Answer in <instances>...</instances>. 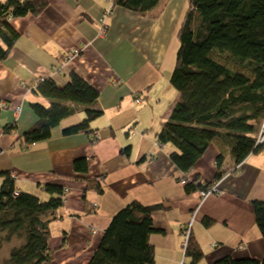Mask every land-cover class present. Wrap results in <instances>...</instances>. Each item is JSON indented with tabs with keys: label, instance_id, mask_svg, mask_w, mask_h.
<instances>
[{
	"label": "crops",
	"instance_id": "obj_1",
	"mask_svg": "<svg viewBox=\"0 0 264 264\" xmlns=\"http://www.w3.org/2000/svg\"><path fill=\"white\" fill-rule=\"evenodd\" d=\"M47 1L42 13L12 21L21 35L0 61V100L7 103L0 112V170L11 171L22 191L41 196L46 183L69 191L50 223L47 264H87L113 216L134 200L164 205L152 215L164 231L150 236L155 264H192L184 248L187 228L204 251L195 264L226 255L264 259L254 213V203H264V145L219 180L221 193L202 199V190H186L185 172L170 156L174 145L157 140L179 97L170 77L188 0H160L146 14L113 7L112 0ZM73 71L100 91L103 113L91 122L97 138L86 131L63 134L84 117L83 106L68 102L75 117L49 139L22 147L19 137L38 121L31 103L50 104L33 87L46 77L65 85ZM8 124L16 127L6 131ZM219 153L229 167L230 147L216 138L187 180L213 181ZM83 157L86 172L74 168ZM91 179L101 180L102 189L89 185Z\"/></svg>",
	"mask_w": 264,
	"mask_h": 264
},
{
	"label": "trees",
	"instance_id": "obj_2",
	"mask_svg": "<svg viewBox=\"0 0 264 264\" xmlns=\"http://www.w3.org/2000/svg\"><path fill=\"white\" fill-rule=\"evenodd\" d=\"M112 1L113 7L122 6L142 14L160 2ZM47 6V0H0V61L9 56L21 35L12 21L28 14L38 15ZM178 39L170 81L179 97L157 140L174 145L171 159L185 172L181 179L191 192L205 190L228 171H236L257 149L255 144L264 119V0H188ZM229 63L241 69H234ZM33 89L48 98L50 104L31 103L38 121L19 137L22 147L49 139L54 128L74 115L77 109L68 102L83 106L84 117L65 127L63 134L86 131L94 132L96 137L91 122L103 113L100 91L84 75L71 72L65 85L46 77L38 80ZM2 103L0 100V112L4 108ZM15 127L16 124H8L5 130ZM216 138L228 143L231 165L226 167L225 157L219 153L213 181L187 180L186 173L196 166ZM74 168L86 172L88 159H76ZM89 185L102 189L99 179L89 180ZM42 190L45 199L19 190L12 172L0 170V250L13 238L20 241L1 264H47L52 260L50 223L64 204V187L46 183ZM163 208L161 203H128L113 216L87 264H155L156 249L150 236L164 231L155 227L152 215ZM254 213L264 236V203H254ZM185 250L192 264L204 256L198 241L190 236ZM214 264H264V259L226 255Z\"/></svg>",
	"mask_w": 264,
	"mask_h": 264
},
{
	"label": "built area",
	"instance_id": "obj_3",
	"mask_svg": "<svg viewBox=\"0 0 264 264\" xmlns=\"http://www.w3.org/2000/svg\"><path fill=\"white\" fill-rule=\"evenodd\" d=\"M78 52H79L78 49H75L73 51L74 54H77ZM136 100H137V102H140L141 101V98L138 97ZM2 106L3 107H6L7 106V103L6 102H3L2 103ZM16 109L19 111L20 110V107L17 106ZM96 136H98V135H96ZM262 145H264V119L262 120V123H261L259 135L257 137L256 144H255V148H258V147H260ZM2 150L3 149L0 146V152H2ZM219 193H221L220 181H217V182L213 183L209 188H207L205 190H202L201 191V197H202V199H206L211 194H219ZM15 194L17 195L18 194V191H15ZM94 232H96L95 229H94ZM190 232H191L190 228H187L185 230V237H186V239H185V242H184V248H186V246H187V241H188V237L190 235ZM182 264H184V262H182Z\"/></svg>",
	"mask_w": 264,
	"mask_h": 264
},
{
	"label": "rangeland",
	"instance_id": "obj_4",
	"mask_svg": "<svg viewBox=\"0 0 264 264\" xmlns=\"http://www.w3.org/2000/svg\"><path fill=\"white\" fill-rule=\"evenodd\" d=\"M187 8V7H186ZM177 54V53H176ZM226 63H228L227 61H226ZM229 65H230V63H229ZM232 68H234V69H241V68H239L238 66H235V65H230ZM48 104V103H47ZM75 115V114H74ZM74 115H72V116H70V117H68V119L69 118H72V117H75ZM263 146V145H262ZM259 148V147H258ZM68 190L66 189V188H64V201H65V198H66V195L68 194ZM40 196V195H39ZM42 199H45V196L44 195H41L40 196ZM20 243V241L17 239V238H13L11 241H10V243L8 242V243H5L4 244V246H3V248L0 250V264L2 263V261L3 260H5V258H7L9 255H10V251H11V249H12V247H13V245H17V244H19Z\"/></svg>",
	"mask_w": 264,
	"mask_h": 264
}]
</instances>
